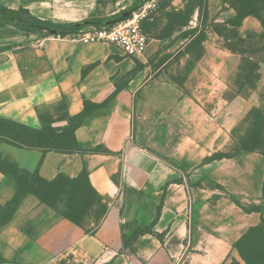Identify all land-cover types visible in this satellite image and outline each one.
I'll return each mask as SVG.
<instances>
[{"label":"crops","instance_id":"crops-1","mask_svg":"<svg viewBox=\"0 0 264 264\" xmlns=\"http://www.w3.org/2000/svg\"><path fill=\"white\" fill-rule=\"evenodd\" d=\"M133 1L118 0L99 16L121 12ZM187 2L161 1L159 10L144 22L149 43L139 57L127 56L108 43L83 44L53 34L27 35L13 25L0 27V118L39 129L54 113L53 126L61 132L67 116L80 114L86 104L104 105L76 128L74 148L24 147L1 141L0 159L47 181L58 176L74 179L86 171L106 206L99 224L90 228L37 196L26 195L12 218L0 225V264H180L179 250L190 244L186 235L191 229L188 186L181 176L191 165L179 161V147L170 161L142 145V106L153 101L175 104L168 96H159L157 89L168 73L179 70V62L189 56L188 48L200 32L205 52L190 74L203 69L211 57L216 72L240 70L242 55L227 45L230 39L222 27L234 28L242 38L264 34V23L255 14L237 24L240 15L233 0H205L204 8L194 10L185 24L175 23L174 30L163 33L167 13L184 10ZM0 4L23 7L55 23L85 20L98 8V0H0ZM199 20L207 25L203 32L195 30ZM214 91L204 101L214 97ZM187 94L189 102L194 90ZM236 96L231 101L222 98L226 104H239L242 97ZM18 191V183L0 167V206L14 200ZM217 212L220 217V204ZM259 223L256 217L246 216L233 227L246 224L248 231ZM246 231L234 238L227 233L214 237L213 253H198L189 264L223 263Z\"/></svg>","mask_w":264,"mask_h":264},{"label":"rangeland","instance_id":"rangeland-1","mask_svg":"<svg viewBox=\"0 0 264 264\" xmlns=\"http://www.w3.org/2000/svg\"><path fill=\"white\" fill-rule=\"evenodd\" d=\"M117 1L102 0L100 12L110 10ZM233 1L243 14L256 11L248 0ZM201 5H205V0H188L184 10L169 11L163 33L169 34L174 30L175 23L179 27L185 24ZM257 8L258 11L263 10L261 15L264 22V0L258 1ZM158 10L159 7L156 12ZM196 23L195 30L203 32L207 29V25L200 20ZM221 30L230 39L227 45L242 55L240 70L230 71V68H226V71L220 69L216 72L211 67L215 61L211 57L203 69L190 74L192 68L198 67L205 52L203 34L200 32L188 48L189 56H184L179 62V70L168 73L164 77L166 82L157 89L159 96L166 95L175 104H154L153 101V104L142 106V145L170 161L174 160L171 153L179 147V161L191 165L183 170L181 176L188 186L190 212L187 217L191 229L186 235L190 244L179 250L180 264H189L190 259L198 253H213L214 237L221 233L234 238L246 231V224L233 227L246 216L256 217L260 223L243 234L221 264H264V34L257 38H242L236 35L234 28L222 27ZM171 86H174L173 91ZM192 90L195 96L188 102L187 92ZM213 90L217 94L204 101L205 96ZM238 94L242 97L239 104H226L223 101L222 97L231 101ZM55 115L49 113L45 118L46 127L38 132L0 122V141L14 138L16 142L27 145L67 147L66 142L70 140L77 118L67 116L65 137L61 142L53 135ZM188 146L193 149L186 152ZM21 180L24 185L20 197L26 193H37L43 200L67 210L90 228L96 227L105 213V204L82 185L45 184L30 176ZM165 194L164 188L161 195ZM219 204L220 217L217 212ZM13 209L14 205L0 207V223L12 214ZM243 209L251 213L246 214ZM251 223H255L254 220L248 222ZM225 226L221 233L217 231ZM178 235L176 233L175 238Z\"/></svg>","mask_w":264,"mask_h":264},{"label":"trees","instance_id":"trees-1","mask_svg":"<svg viewBox=\"0 0 264 264\" xmlns=\"http://www.w3.org/2000/svg\"><path fill=\"white\" fill-rule=\"evenodd\" d=\"M145 1L146 0H134L131 6L122 10L121 12H118V13L113 14L111 16L101 17V16H99V14H100L99 4L101 5L102 0H98V8L89 18L82 20V21L69 22V23H55V22H51V21H47V20H42V19H39V18L33 16L27 9H25L23 7L14 9V8H9L7 6L0 4V27L4 26V25H13L27 35L33 34V33H38L42 36L50 35V34L66 36L69 34L77 33L80 30L86 28L88 25H93V26L99 27L102 25H110V24H113L117 21L125 19L134 10L138 9ZM248 1L250 2V5H252L255 8L256 11H251V12H247V13L243 14L241 12L240 8L234 3V5H236L238 12H239V15H240V20L238 21L237 24H240L241 19L248 14H255L260 19H262L261 12L263 10L258 11V8H257L259 0H248ZM201 6L203 9L204 5H201ZM202 12H203V10H202ZM124 13H126L127 15H124ZM262 21H263V19H262ZM103 106L104 105H96L93 103H88V104H86L85 109L80 114L73 116V117H69L70 119L71 118H77V121H76V125L72 128L71 137H70L69 142H66L67 147L52 148V147H45L43 145H27L25 143L16 142L14 138H10L9 140H3L2 139L1 141H7V142H10V143H13L16 145H20V146H24V147H42L45 149L70 150V149L74 148V146H75V142H76L75 130H76V128L79 127L91 115V113H93L98 108H102ZM0 122H2V123L4 122V123L10 124V125H13L17 128H23L26 130L29 129L33 132H38V130H41V128H39V129L32 128L30 126L18 123V122L13 121V120L5 119V118H0ZM43 127H46V125H44ZM65 129H66V127L61 132H58L57 129L54 128L55 132H53L54 133L53 135L55 137L59 138L61 142H63L61 139L63 137H65L63 135L65 133ZM171 164L174 165L173 163H171ZM0 167H2L6 171V173H8L18 183V186H19L18 194L14 198V200L9 202L5 206H0V207H7L10 205H14V209L12 211V214L6 220L1 222L0 225L4 224L5 222H7L9 219L12 218L14 212L16 211L17 207L21 203L22 199L28 194H33V195L37 196L41 202L48 204L49 206L60 211L64 216L72 219L73 221H75L77 223H80L77 219H75L72 215H70L67 210L57 208L53 203L46 201V200H43V198L40 195H38L37 193H26L20 197V194L23 191V185H24L23 181L21 179L24 178L25 176L35 177L37 180H39L45 184H54V185L60 184L61 186H65V185L81 186L82 185V186L88 188L93 194L96 195V197H98V194L96 193V191L94 190V188L92 187V185L90 183V180H89V177H88V174L86 171L82 172V174L79 177L74 178V179H71V178H68L65 176H58L57 178H55L52 181H47V180L42 179L40 176H38V174H31L30 172H27L26 170L16 168L10 162L2 161L1 159H0ZM68 190H70V189H67V191ZM98 199H99V197H98ZM147 231H149V228L147 230H141L140 233H144Z\"/></svg>","mask_w":264,"mask_h":264},{"label":"built area","instance_id":"built-area-1","mask_svg":"<svg viewBox=\"0 0 264 264\" xmlns=\"http://www.w3.org/2000/svg\"><path fill=\"white\" fill-rule=\"evenodd\" d=\"M161 0H146L127 18L110 25L84 28L66 36L56 35L83 44L108 43L123 50L127 56H142L148 47L149 38L144 31V22L156 12Z\"/></svg>","mask_w":264,"mask_h":264},{"label":"water","instance_id":"water-1","mask_svg":"<svg viewBox=\"0 0 264 264\" xmlns=\"http://www.w3.org/2000/svg\"><path fill=\"white\" fill-rule=\"evenodd\" d=\"M124 15H127L126 13H124Z\"/></svg>","mask_w":264,"mask_h":264}]
</instances>
